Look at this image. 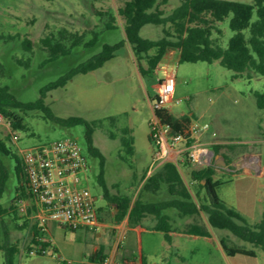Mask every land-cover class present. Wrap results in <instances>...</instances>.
Returning <instances> with one entry per match:
<instances>
[{
    "label": "rangeland",
    "instance_id": "rangeland-1",
    "mask_svg": "<svg viewBox=\"0 0 264 264\" xmlns=\"http://www.w3.org/2000/svg\"><path fill=\"white\" fill-rule=\"evenodd\" d=\"M127 0H0V62L5 72L0 76V85H9L10 91L20 101H34L40 97V90L50 81L57 79L79 62L99 52L104 43H117L125 39L124 19L118 13ZM252 3L253 0H235ZM181 0H169L161 8L164 16L173 12ZM98 11L115 14L114 30H104L107 16H99ZM230 17L218 25L223 30V45L227 46L234 31L229 26ZM73 32L104 30L98 44L93 48L78 47L73 54L55 62L41 66L47 53L42 49L40 39L56 32L60 28ZM165 29L173 31L171 25L146 24L140 34L144 38L157 40L165 36ZM32 41V51H26L23 40ZM153 52V51H152ZM172 52V51H171ZM169 52L159 68L158 77L164 79L173 74L176 78V100L178 104H169L174 113L188 115L191 120L208 122L211 131L199 135V139L212 145H222L217 160H223V154L230 163L215 166V178L222 181L218 188L220 198L227 205L237 208L249 224H256L264 215V110L259 109L255 93H264V76L244 72L235 76V72L214 61L179 62L178 56ZM30 58L29 68L20 66L16 59ZM170 59H172L170 61ZM143 64L146 65L144 61ZM166 67L163 72L161 67ZM159 80L145 81L138 70L135 56L129 45L116 51L115 56L103 67L87 74L74 76L64 87L47 92L45 104L55 115L63 118L80 116L88 121L102 120L93 134L94 144L105 157L104 178L108 185L109 196H129L131 206L137 199L154 201L165 199L169 193L165 188L157 194L142 190L150 171V134H146L154 111L156 88ZM28 131H15L9 121L0 120V139L21 158L23 148L44 144L64 137L77 138L87 156L89 187L96 197V206L100 215L109 224L105 230L113 235L112 225L117 223V206L108 199L99 184V158L92 157L86 148L85 125L66 127L48 120L42 110H31L24 114ZM116 117L114 124L108 117ZM128 128L129 134L136 138L133 155L123 147L122 129ZM212 132L217 136L213 138ZM110 133H114V138ZM150 133V131H149ZM18 139L15 140L14 136ZM153 145V144H152ZM8 179L1 198L0 226L5 225L10 243L18 247L13 264H67L75 247H79L76 232L66 231L53 223V246L65 253L61 258L58 250L44 255H31L36 243L23 236V229L14 223L7 226L4 222V210H10L11 221L20 217L19 203L16 202V188L19 186L15 172V159L3 155ZM182 175L191 191H197V183L190 177V170L200 168L191 162L179 161ZM13 207V208H12ZM15 207V209H14ZM3 219V220H2ZM7 220V219H6ZM3 222V223H2ZM178 228L182 226H177ZM216 238L225 237L229 246L251 249L256 256L236 254L223 260L216 250V243L206 244L212 251L217 264H264V250L245 241L228 230L213 229ZM45 237V236H44ZM4 242L3 235L0 237ZM7 243V242H6ZM202 240H190L188 246L197 247ZM85 248L90 246L83 245ZM207 254L200 253V256ZM199 256V255H198ZM0 264H7L4 250H0Z\"/></svg>",
    "mask_w": 264,
    "mask_h": 264
},
{
    "label": "trees",
    "instance_id": "trees-1",
    "mask_svg": "<svg viewBox=\"0 0 264 264\" xmlns=\"http://www.w3.org/2000/svg\"><path fill=\"white\" fill-rule=\"evenodd\" d=\"M168 2L169 0L125 1L124 5L118 9L119 15L124 19V40L113 44L104 43L99 52L79 62L57 79L43 86L40 90V97L34 101H20L10 91L9 85H0V114L10 122L15 131L27 132L29 130L23 115L31 110H42L46 119L62 126L85 125V145L88 153L100 160L98 181L105 196L117 206V221H121L128 215L131 222H139L146 215L154 214L158 217L160 224H163L169 219L167 214H163V210L176 209L180 215L194 219L186 225V233L209 237L212 235L209 227L228 230L264 250V215L256 224H249L237 208L227 205L218 194L222 181L215 178V167L191 169V180L197 183V191L193 193L182 176L179 166L174 162H165L158 171L147 178L142 190L157 194L165 188L171 198L156 203H147L137 199L131 206L129 196H109L108 185L104 178L105 157L95 146L93 139L94 131L102 120L88 121L80 116L59 117L45 104L44 99L48 91L64 87L78 74H87L103 67L125 43H129L133 51L141 77L152 84L160 79L158 77L159 68L164 57L171 51L179 53V62L206 61L212 63L218 60L222 66L233 70L235 76L244 72L249 78L253 75L264 76V0H253L252 3L235 0H181L180 5L171 14L164 16L161 6ZM97 14L108 17V21L104 23V30L117 28L114 13L98 11ZM228 16H231L229 26L234 34L227 46H224L223 30L218 24ZM146 24H169L173 31L165 29V36L157 40L144 38L140 31ZM104 30L90 31L89 38L88 32H73L64 27L45 35L40 39V44L46 51L47 57L41 66L70 56L78 47H95ZM22 43L26 51H32L30 39L25 38ZM144 61L146 65L143 64ZM16 62L25 68L30 66V58L27 60L17 58ZM4 72L5 66L0 62V76ZM255 97L258 108L264 110V93L256 92ZM156 98L155 93L154 99ZM155 114L164 122L169 123L174 133L183 132L191 121L188 115L178 117L167 108L156 109ZM108 118L114 124L116 117ZM122 132V145L129 154L133 155L135 137L129 134L130 130L127 127L123 128ZM110 135L114 138V133ZM221 148L222 145H213L215 154H219ZM2 154L10 155L16 161L15 172L19 183L16 188L19 191L15 197L16 202L28 197L25 188L26 173L22 160L0 139V209L2 207L1 198L8 179ZM222 156L226 163H230L227 155ZM32 228L34 230L32 240L37 244L44 239L45 232L37 221L32 223ZM160 229L165 232L166 240L171 241L172 237L169 233L171 229L168 227ZM42 244L45 247L48 246L44 240ZM220 244L229 256L239 253L256 256L254 250L229 246L225 237L220 239ZM2 249L5 252L7 264H13L14 255L19 252L17 246L5 243Z\"/></svg>",
    "mask_w": 264,
    "mask_h": 264
},
{
    "label": "built area",
    "instance_id": "built-area-1",
    "mask_svg": "<svg viewBox=\"0 0 264 264\" xmlns=\"http://www.w3.org/2000/svg\"><path fill=\"white\" fill-rule=\"evenodd\" d=\"M161 70L164 72L166 67ZM175 90V75L159 79L157 98L152 103L154 115L150 121V139L154 146L152 167L169 161L178 165L181 160L200 168L219 165L221 160H217L213 145L199 139V135L211 131L208 122L191 120L183 132L174 133L172 126L155 114L156 109H169V104L181 102L180 99L175 102ZM2 118L0 114V120ZM212 136L215 138L217 133L212 132ZM14 139L18 137L15 135ZM21 160L28 197L18 201L19 210L24 215L30 213L45 234L50 223L68 230L100 226L96 197L89 187V162L77 138L64 137L23 148ZM47 252L48 247L39 242L29 253L45 255ZM67 264L82 263L68 260Z\"/></svg>",
    "mask_w": 264,
    "mask_h": 264
},
{
    "label": "crops",
    "instance_id": "crops-1",
    "mask_svg": "<svg viewBox=\"0 0 264 264\" xmlns=\"http://www.w3.org/2000/svg\"><path fill=\"white\" fill-rule=\"evenodd\" d=\"M171 53H173V51ZM175 55L178 56L179 60V53L177 51ZM166 56L164 57L163 62ZM171 60L172 59H170V61ZM175 96L176 90L174 98ZM169 110L171 111V109ZM171 112L174 113L173 111ZM174 114L178 117L184 115L183 113ZM149 131L150 129L148 127V130L146 131L147 135L150 134ZM150 144L151 159L149 176L158 171L163 165L152 167L154 146L152 145V141H150ZM134 146L136 147V138ZM222 161L223 160H221V163ZM178 166L181 171L179 164ZM26 198L27 197H24L22 199ZM170 198L171 196L169 195L165 199L144 202L156 203ZM100 209L101 207L99 206L98 213L100 226L97 229L80 228L77 230H70L77 233L76 240L80 244L79 247H75L72 252L73 255L68 258L74 263L117 264L118 262H123L124 264H217L212 256L210 247L206 245L209 243H216V250L220 252L223 260L229 261L230 256L225 253L220 244V239L214 236V231L211 227L209 228L212 235L209 237L186 233V225L193 222L194 219L192 217L180 215L176 209L163 210V214H167L169 216L167 223L163 224H160L158 217L154 214L146 215L139 222H131L129 220V216L126 215V217L121 221L112 225L115 229L113 235L106 233L105 228L109 224H107L105 219L100 215ZM3 210V215H5V218L3 219L5 220L4 222L7 226H11V223H14L16 228L23 229L24 237H30L29 240H32V236L34 234L32 223L36 222V219L33 218L30 213L29 215L21 213L20 217H17V220H14L13 222L11 221L10 210ZM179 225L182 227L178 228L177 226ZM52 226L53 223L48 225V233L44 235L45 237L43 240L48 243V252L44 256L49 253L54 256L55 253L53 250L57 249L58 256L61 258L65 253L61 252L59 248L53 246V235L51 231L53 228ZM55 226H57V224ZM161 227H168L171 229L169 232L172 237L171 241L166 240L165 232L160 229ZM65 230L68 231V229ZM1 234L3 235L4 242H1L0 240V250H3L2 246L5 245L6 242L10 243V238L8 237L7 229L4 224L0 226V237ZM43 240H40L39 242L42 243ZM190 240H202L205 245L192 248L188 246V241ZM33 243L35 242L33 241ZM83 245L90 246V249L86 248L85 250ZM200 253L207 255L200 256Z\"/></svg>",
    "mask_w": 264,
    "mask_h": 264
},
{
    "label": "water",
    "instance_id": "water-1",
    "mask_svg": "<svg viewBox=\"0 0 264 264\" xmlns=\"http://www.w3.org/2000/svg\"><path fill=\"white\" fill-rule=\"evenodd\" d=\"M222 163H225L224 161H222Z\"/></svg>",
    "mask_w": 264,
    "mask_h": 264
}]
</instances>
